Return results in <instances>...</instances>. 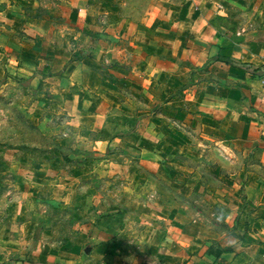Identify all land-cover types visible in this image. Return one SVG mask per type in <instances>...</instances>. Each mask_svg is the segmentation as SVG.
<instances>
[{
  "label": "rangeland",
  "instance_id": "rangeland-1",
  "mask_svg": "<svg viewBox=\"0 0 264 264\" xmlns=\"http://www.w3.org/2000/svg\"><path fill=\"white\" fill-rule=\"evenodd\" d=\"M112 3L0 0V264H264V0Z\"/></svg>",
  "mask_w": 264,
  "mask_h": 264
},
{
  "label": "crops",
  "instance_id": "crops-1",
  "mask_svg": "<svg viewBox=\"0 0 264 264\" xmlns=\"http://www.w3.org/2000/svg\"><path fill=\"white\" fill-rule=\"evenodd\" d=\"M65 1V2H64ZM79 0H61V3L68 4L70 6H76ZM81 5L83 6L86 0H80ZM113 1V9L116 10L118 7H124L127 9H132L133 7L141 8L146 10V13L142 12V14H146L149 16L147 18V24L155 25L160 24H168L171 25L170 29L175 31H180L182 29H186V20H189L191 16H194L193 19L197 21V25L202 27L203 25H208L209 22L212 24H220L224 23V21H228L227 18H223L220 15H227V10L225 9H218L220 11H216V18L212 21L207 20V18H203L202 16L206 14V8L203 9L202 0H112ZM101 8V7H100ZM108 10V9H104ZM88 15V14H87ZM159 22V23H158ZM221 24V26H222ZM210 36L203 38V41H212L213 43L217 41L214 37V34L208 39ZM223 39V35L220 36L219 40ZM218 40V41H219ZM226 42L232 44L230 40V36H224ZM261 56H256L257 59H254L253 62H250V65L253 66L255 69H259L262 65H264V50ZM241 56L243 57H253L252 54H249L247 50L244 48L241 49ZM261 65V66H260ZM242 107L246 110H254L264 114V106L262 103L264 102V92L263 90L257 91L256 89H250V93L248 96L242 95ZM252 115V114H251ZM253 117H256L253 115ZM252 117V118H253ZM254 119V118H253ZM259 119H257L258 121ZM259 121H262L261 119Z\"/></svg>",
  "mask_w": 264,
  "mask_h": 264
}]
</instances>
